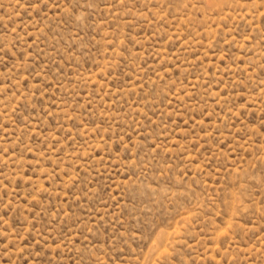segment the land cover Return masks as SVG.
I'll list each match as a JSON object with an SVG mask.
<instances>
[{
	"label": "rangeland",
	"instance_id": "rangeland-1",
	"mask_svg": "<svg viewBox=\"0 0 264 264\" xmlns=\"http://www.w3.org/2000/svg\"><path fill=\"white\" fill-rule=\"evenodd\" d=\"M0 264H264V0H0Z\"/></svg>",
	"mask_w": 264,
	"mask_h": 264
}]
</instances>
